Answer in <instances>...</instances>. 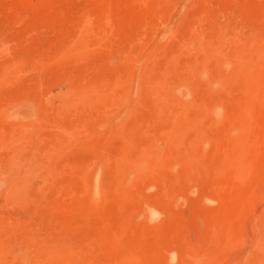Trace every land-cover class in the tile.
Listing matches in <instances>:
<instances>
[{
    "label": "rangeland",
    "instance_id": "374dc122",
    "mask_svg": "<svg viewBox=\"0 0 264 264\" xmlns=\"http://www.w3.org/2000/svg\"><path fill=\"white\" fill-rule=\"evenodd\" d=\"M252 38L264 43V0H0V264L49 249L91 264L129 255L135 264H264V148L235 165L219 143L224 123L202 120L194 171L177 161L159 172L147 166L143 179L114 187L116 157L149 138L173 161L169 121L182 102L192 104L190 117L207 106L208 77L225 72L206 45L229 52ZM201 66L207 78L188 72ZM230 76L216 93L228 113L250 95ZM148 81L172 94L166 109ZM104 87L126 91L125 106L95 99ZM246 105L257 145L264 99ZM83 170L103 192L84 191ZM149 206L155 219L144 217Z\"/></svg>",
    "mask_w": 264,
    "mask_h": 264
},
{
    "label": "bare ground",
    "instance_id": "6f19581e",
    "mask_svg": "<svg viewBox=\"0 0 264 264\" xmlns=\"http://www.w3.org/2000/svg\"><path fill=\"white\" fill-rule=\"evenodd\" d=\"M218 38H220V36ZM196 43H198L196 44L197 47H202L201 46L202 44H200L199 41H197ZM212 44L211 43L207 44L206 46H209V45L211 46L206 47V48H209L208 50L210 51V56L220 61L224 65L223 68L225 67L224 69L225 72L221 74L217 73L216 75L209 76L210 75V74L208 75L209 72L206 71L207 68H204L202 66L195 71L194 70L191 71L192 69L188 70V72L190 71L191 73L196 74L199 78H207L209 76L208 77L209 83H207L206 95L212 98L210 100V103L207 106L200 107L199 112L193 117L188 116L189 114L187 111L190 108V106H192V104L188 102L186 103L182 102L180 106L182 109V114L172 118L171 121H169L170 125L167 130L166 136H169L168 137L169 142L173 143V147H174L173 161L166 160L162 151L157 146L158 144H156L157 139H155L154 137L147 139V141L144 143H141L138 149H136V152H134V154L132 153L133 155L127 152H122V153L120 152L121 154H119V156L116 157L115 159L117 163L119 162L120 164V169L115 174V177H116L115 178L116 180L114 181L115 182L114 187L116 188L115 191L118 190L117 188L121 187V185L125 184L126 186V184L129 185L130 183H132V181H134L135 183L138 180H140V178L143 179L141 173H142L143 168L147 166H148L147 168H150L152 172H159V171H162L163 169H167V170L172 169L174 162L177 161V162H180V164L182 163V165H184V170L186 173L194 171L195 169L192 170L193 169L192 164H190L191 160L189 158V154L191 153L193 149L192 146L196 145L199 142L200 143L204 142V137L202 134L204 131V125L202 124V120L206 118H210L212 123H214V125L218 123H224L223 124V141L219 143H224L226 147L231 148L229 149V153L231 150V153L232 155H234L235 159L232 158L233 156L230 158L233 159L232 161L235 165L239 166L241 164L243 165L246 164L244 163V161L240 162L237 160L238 158L241 159L243 156L244 157L246 155L248 156L249 152H250V155L252 156V159H256L258 153L261 151V148H264V142H261L255 145L250 140L251 136H253L254 138L255 136H258V135L261 136V130L258 125H253L251 123V120L248 118V116H251V115H249V111L246 107L247 103H253L255 101L264 99V43L256 40L255 38L247 39L237 45H234L229 52H228L229 49L227 50L225 49L226 50L225 51L224 46L220 43L213 44V45ZM227 74H231L232 77L234 76L233 79H235L237 82V86L233 85V84H236L235 82H233V84L230 83V85L232 84V86L233 87L235 86V88L237 87L238 90H242L243 92H249L250 94L247 100L244 99L242 101H238L236 105L231 107L229 109L230 110L229 113L228 111L225 112L227 108L225 105L227 102L224 104L223 102L225 101L222 102L220 99H218L220 97H217L216 95L217 92H220L222 91V89L225 88V87L223 88L222 86L223 83H221L220 81L223 75H227ZM232 77L230 76V78ZM233 79L231 81H233ZM146 80H148V78H146ZM183 82H186V80H183ZM154 84L155 83H152L149 81L148 83H144L145 87L148 89L147 90L148 93L154 96L153 98L155 102L154 101L153 102L157 105L158 107L157 109H159V107L161 108V110H162V107L166 109L168 101L172 99V94L165 90L163 91H161V89L158 90L156 87L157 84L156 85ZM104 88L102 89L100 88L98 92L95 91L96 93L94 94L96 95L92 94L94 95L95 99L103 97L104 99L108 100L109 102H112L113 104L116 103L119 107L125 106L124 104H125V101L127 100L126 98H128V94L126 91L119 92L116 89L111 88V87L105 88V89ZM157 112L159 111L157 110ZM157 112L155 113L157 114ZM118 124L116 125V128H118ZM189 132H194V135L188 141L189 142L187 144L188 146L182 147V143H183L182 140L184 136H186ZM219 143H216V144H219ZM256 146L258 147V149H255V150L251 149L252 147H256ZM249 159H251V157ZM252 159L251 161H253ZM117 165L118 164H116V166ZM145 170L148 171V169H145ZM236 170L237 169H235L234 171ZM240 171H241V168L239 172ZM86 173H84V170H83L82 174L80 175L81 180L84 185L83 187L84 191L93 193V192H96L99 188L101 189L100 186L102 185L100 184L99 186V184H97V180L95 179V176L92 178H89V176ZM148 173L151 174V172L149 171ZM152 176L150 175V178ZM16 187H14V189H16ZM19 187H20L19 189L24 188V186L20 184H19ZM19 189L18 191H21ZM102 190H104V188H102L101 191ZM18 191H15V192H18ZM21 192H23V190ZM123 193L124 194L126 193L125 195H122L125 197L128 192L126 191L118 192L119 195ZM95 194L96 193H94V195ZM81 195L82 194H80V196ZM144 213H145L144 217L146 216L147 219L148 218L155 219L157 217L158 210L155 209L153 206L151 207L149 206V208ZM112 241L113 239L108 241V244H111L110 242ZM49 251L47 250L46 254H43L42 256L36 255L31 260H25V262L22 264H42V263L55 264L54 260L56 261L57 258H62L61 260L63 264H91L93 263L91 262L92 260L88 257V255L86 256L85 254L82 255L80 253H70L64 256H60V255L58 256V254H56L57 255L56 256L55 252L52 253V249H51V252ZM0 259H3L2 256H0ZM135 260L136 259H134V257L130 255L124 256L122 258H119V260L115 264H135Z\"/></svg>",
    "mask_w": 264,
    "mask_h": 264
}]
</instances>
